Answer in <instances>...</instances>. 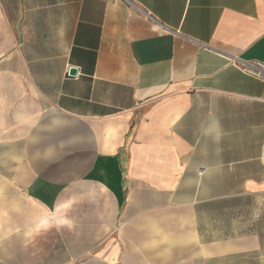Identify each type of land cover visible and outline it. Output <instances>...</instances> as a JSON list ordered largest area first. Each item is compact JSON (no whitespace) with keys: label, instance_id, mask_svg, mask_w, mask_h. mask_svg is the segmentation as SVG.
I'll return each instance as SVG.
<instances>
[{"label":"crops","instance_id":"crops-1","mask_svg":"<svg viewBox=\"0 0 264 264\" xmlns=\"http://www.w3.org/2000/svg\"><path fill=\"white\" fill-rule=\"evenodd\" d=\"M135 1L0 0V264H264V0Z\"/></svg>","mask_w":264,"mask_h":264},{"label":"built area","instance_id":"built-area-1","mask_svg":"<svg viewBox=\"0 0 264 264\" xmlns=\"http://www.w3.org/2000/svg\"><path fill=\"white\" fill-rule=\"evenodd\" d=\"M129 9L133 16H138L143 20L151 23L163 32H172L165 25L161 24L156 16L135 0H121ZM231 63L244 74L264 82V62L249 61L238 57L232 58Z\"/></svg>","mask_w":264,"mask_h":264},{"label":"water","instance_id":"water-1","mask_svg":"<svg viewBox=\"0 0 264 264\" xmlns=\"http://www.w3.org/2000/svg\"><path fill=\"white\" fill-rule=\"evenodd\" d=\"M70 76H75L77 74V69L75 68H71L70 72H69Z\"/></svg>","mask_w":264,"mask_h":264}]
</instances>
